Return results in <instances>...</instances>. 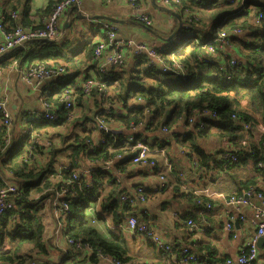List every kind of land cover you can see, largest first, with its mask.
Segmentation results:
<instances>
[{
  "label": "trees",
  "instance_id": "obj_1",
  "mask_svg": "<svg viewBox=\"0 0 264 264\" xmlns=\"http://www.w3.org/2000/svg\"><path fill=\"white\" fill-rule=\"evenodd\" d=\"M56 1L49 2L46 14ZM14 2L10 4L11 10L17 8ZM169 4L181 19L176 33L179 39L173 43L175 35L157 47L169 71L149 64L146 55L134 57L127 70L124 64L109 66L106 73L99 74V78L109 80L108 87L103 92L96 88L92 91L88 103L90 114L84 111L81 117L72 119L57 94L72 82L73 74L66 73L42 86L44 89L48 83L47 88L52 86L43 100L58 106L57 120L35 118L25 131H15L12 120L9 139L7 126L0 121V189L11 182L18 188L10 197L13 206L0 215V264H65L71 257H79L75 263L104 264L101 255L117 259L121 264H137L129 253L127 237L121 227L109 231L107 226L96 224L106 216L111 217L113 226L122 224L127 215L147 221L140 219L138 208H133L129 200H122L121 195L127 190L114 178L113 172V169L125 171L134 166L136 140L144 139L150 147L156 142L162 147L173 137L188 149L196 166L212 161L234 168L253 159L262 171L264 166L258 163H264V130L253 138L252 131L244 130L241 122H250L252 128L259 120L264 125V0H169ZM26 11L24 3L25 20L20 23L33 25ZM1 15L8 26L14 23L8 7L0 10ZM235 30L240 32L235 33ZM220 32L226 33V40L235 52L227 53L217 42H211ZM30 42L52 47L60 43ZM208 45L214 46L213 53L208 51ZM94 46L93 42L87 46L88 61L92 59ZM12 50H15L13 56ZM12 50L0 57L10 55L20 62L32 60L30 51L23 52L18 47ZM232 56L238 63L230 64ZM204 59L212 62H204ZM174 62L182 67L184 77L174 72ZM88 66L94 67V64ZM176 76L178 79L174 80ZM75 93L77 101L84 96L81 88ZM242 100L248 102L247 108ZM203 111L213 112L214 116H200L199 121L197 118L193 121L191 129L176 130L180 123L190 125L189 119ZM97 117L110 124L108 132L98 131ZM200 121L204 122L203 126ZM115 122L122 125L121 130L111 126ZM132 124L140 125L139 129L130 131ZM163 127L167 131L164 132ZM129 133L132 140L127 139ZM210 136L227 141L228 148L222 151L235 156V161L222 158L223 152L220 159L215 160L197 140ZM101 137L103 142L99 141ZM149 137L153 138L151 142ZM151 157L156 162L154 169L158 170L156 158ZM85 158L92 164H86ZM106 160L113 161L109 169L103 168ZM86 168H89L90 178L81 174L80 185L75 181L66 184L73 172ZM250 184V181H242L240 186L247 189ZM63 188L75 191L71 195H68L70 191L63 193L62 199L69 205L67 214L60 204L52 205L56 193ZM179 192L178 186H174L175 196H191L197 203L204 199L200 195H189L190 192ZM47 208L52 216V209L60 213L58 236L47 235ZM89 208L96 213L87 212ZM62 237L65 238L60 246L57 239ZM69 238L89 244L90 250L77 248L68 242ZM53 251L58 254L57 258L52 256Z\"/></svg>",
  "mask_w": 264,
  "mask_h": 264
},
{
  "label": "crops",
  "instance_id": "obj_2",
  "mask_svg": "<svg viewBox=\"0 0 264 264\" xmlns=\"http://www.w3.org/2000/svg\"><path fill=\"white\" fill-rule=\"evenodd\" d=\"M50 1L53 0H0V10L8 7L9 12L11 10L10 4L14 2L17 5L15 11L19 14L18 22L24 21L25 16L22 13V7L25 3L27 5V17L32 24H39L47 15L45 10ZM164 8L171 12L164 10ZM139 12L147 13L153 20L152 25L146 26L137 20L136 17ZM75 20L79 22L75 24ZM178 21L181 22L178 11L169 4V1L164 2V0H141L137 6L128 0H82L79 4L69 6L63 12L59 22L61 30L64 31V39L56 47L27 42L19 46L18 50L30 51L33 56L32 60L20 62L12 58L15 50L11 51V56L0 57V92L7 98V106L13 115L14 130L24 131L18 126L19 123L21 124L23 119L34 118L32 113L41 111L44 95L52 87L47 88L48 83L45 89L42 88L49 80L37 86L26 84L17 69L18 67L23 68L28 63L43 61L56 62L66 67L70 76L77 74L74 77L71 76L73 83L80 82L84 77L96 74V61L92 60L93 56L91 61L86 60L87 46L89 42L96 43L104 38L103 25L106 22H111L115 26L118 36L142 40L159 48L170 40L167 39L170 34L179 31V28L177 30ZM1 40L2 35L0 33ZM133 59L132 55H126L124 63V66L127 67L126 70L130 68L128 66H131ZM91 63L94 64V67L88 66ZM56 96L55 93L54 97ZM89 99L91 97L85 95L79 98L74 109H72L73 115L68 112L69 119L81 117L84 111L90 114L88 113L90 111ZM241 102L245 108L248 107L246 100ZM51 106L52 110L58 108L57 105ZM259 121L253 127L255 128L252 133L253 138H257L260 132L257 125L264 127ZM192 125L193 123L190 125L180 123L176 130L191 129ZM111 126L118 130L122 129V125L117 122ZM263 130L264 128L261 131ZM94 135H97V131ZM149 140L151 142L153 138L149 137ZM197 140L208 153L214 155L215 160L216 158L220 159L221 153L225 152L222 149L228 146L227 141H221L218 138L215 141L207 140V138ZM205 140L207 141L205 142ZM169 141L170 143L162 147L154 142L151 147V155L157 160L158 170L145 164H134L128 170L114 171L113 169V172L114 178L118 177L121 186L126 187L127 191L125 192H131L137 185L145 187L147 199L142 204L132 203V207L138 208L140 219L147 220L154 232L172 245L171 252L161 251L152 239L144 233L130 232L125 227L127 217L125 215L122 224L113 226L110 224L111 217L106 216L105 222H102L100 226H107L109 231L110 229L117 230L118 227L123 229L127 237L129 253L132 254L137 264H144V262L181 264L184 246H188L190 252L198 256V259L190 262V264H222L227 258H236L254 237L258 222L256 210H263L264 205L262 200L256 196L250 198V202L247 204L238 203L236 205L230 204L228 198L231 195H244L247 190H258L264 194V172L257 168L253 159H249L244 164L234 168H230L226 164L221 166L212 161H209V164L205 166H196L194 164L196 160L189 155L186 147L177 143L173 137H169ZM84 161L87 162L86 164H92L88 158H85ZM161 173L166 179L161 188L155 190L153 187L159 181L158 176ZM86 175L90 178L88 173ZM242 181H250L251 184L246 189L240 186ZM174 186H178L179 194L182 191L190 192L189 195H200L204 199L197 203L191 196H175L173 193ZM207 203H210V208L206 207ZM91 209L89 208L88 211L96 213L95 210L92 211ZM53 211L52 209V213ZM48 214L47 234L49 236L51 229L53 232L55 223L53 216L50 214L49 217ZM188 218L193 220L192 225L187 223ZM229 221L232 223L230 230L226 228ZM106 232L107 229L105 234ZM56 235L58 236V234ZM260 237L256 241L258 254L252 264H264V236ZM64 238L57 239L60 246H62ZM52 256L58 257L56 251H53ZM76 260H79V257H71L65 264H91L75 263Z\"/></svg>",
  "mask_w": 264,
  "mask_h": 264
},
{
  "label": "built area",
  "instance_id": "obj_3",
  "mask_svg": "<svg viewBox=\"0 0 264 264\" xmlns=\"http://www.w3.org/2000/svg\"><path fill=\"white\" fill-rule=\"evenodd\" d=\"M82 0H58L52 4L51 10L49 14L46 15L45 19L41 21V25H37L36 23L33 25L23 26L20 22H18L17 12L15 10H10L8 14H10L11 19L14 23L10 26L7 25V22L4 21V16L0 17V33L2 35V40L0 41V56L9 52L16 47H19L27 42L34 40H45L52 42H61L64 39V31L61 30L59 25L60 19L63 15V12L71 5L79 4ZM134 6H137L138 2L141 0H128ZM231 2V0H229ZM164 2H168V0H164ZM137 20L145 24L146 26H150L153 23L152 18L145 12H139ZM103 30L105 33V38L97 41L95 46L93 47V58L96 61V74H91L84 77L80 82L68 83L65 85V88L60 91L58 94V100L64 104L65 108L69 109L70 115H73L72 109H74V105L76 104V89L81 88L82 92L85 96H91L92 91L96 88L97 91L103 92L108 87L107 84L109 82L108 79L99 78V74L106 73L107 67L109 66H121L125 63L126 55H132V57H138L139 55H146L149 59L148 63L153 66H159L163 71H169L170 67L167 66L163 62V58L158 51V48L149 45L145 41L142 40H134L131 38H123L118 36L117 30L112 23H105L103 25ZM240 32V30H235V33ZM226 33L220 32L211 42H217V46L227 53H232V46L226 40ZM208 51L210 53L214 52V46L208 45ZM231 50V51H230ZM204 62H212L210 59H204ZM238 63L236 57L232 56L230 59V64ZM176 66V70L174 72L179 73L181 77H184L185 74L183 69L178 63L174 62ZM20 72L22 79L26 84L31 86H37L39 84L45 83L47 80H52L54 78H58L60 76H64L67 73L66 67L63 65H44L43 63H28L25 67L17 68ZM178 76V75H177ZM175 77L174 80H177L178 77ZM116 83V81H113ZM41 111H36L34 114V118H39L41 120H57L59 118V114L56 110H52V106L48 101L42 100L41 102ZM29 112V111H28ZM201 117H212L214 116L213 112L203 111L196 112L194 116L189 119V122L193 123V120L196 118L199 121ZM199 117V119H198ZM235 116H233L234 118ZM13 120V115L7 106V98L4 94L0 92V121L2 124L7 126V139L10 136L11 130V122ZM98 131L100 132H108L110 127L102 118L97 117ZM204 122L200 121V126H203ZM244 130L252 131V125L250 122L242 121L241 122ZM140 125L132 124L130 126V131H135L139 129ZM264 127L261 125H257L258 131H261ZM162 130L167 131L166 127H163ZM128 140H132V133L127 135ZM100 142H103V138L99 139ZM92 145V144H90ZM120 157V155H117ZM224 159H230L231 161H235V156H231L228 152H224L221 155ZM132 160L135 164H145L151 167H154L156 162L151 157V147L147 141L144 139L136 140L133 145V157ZM113 161L106 160L103 164V168H111ZM195 164V162H194ZM259 166L263 167V163L259 162ZM171 166V165H170ZM89 168L81 169L80 171L73 172L70 180H67L66 184L70 181H75L80 185V176L81 174L89 173ZM264 172V167L262 169ZM181 174V173H180ZM1 175V173H0ZM159 181L153 187L155 190H159L163 185L166 178L161 173L159 176ZM118 179V177H115ZM17 185L13 182L7 183L5 187L0 189V215L8 208L13 206V201H11L10 197L17 192ZM68 195L74 194L75 191L67 188H63V191H58L56 196L54 197L53 205L56 206L60 204L64 213H68L69 205L67 202H64L63 193L68 192ZM67 195V196H68ZM258 197L262 200V204L264 205V194L258 192V190H247L244 195H231L228 198V202L230 204H247L249 203V199L252 197ZM55 198L59 199L61 203L57 202ZM122 200H129L134 204H142L146 199V191L143 185H137L133 188L131 192H125L121 195ZM207 208H210V203L206 204ZM256 216L258 217V222L255 227V235L248 243V246L245 249H242L241 252L237 255L236 258H227L222 264H251L252 260L256 259L258 251L256 249V241L259 236H264V209L256 210ZM243 218V216H241ZM187 223L189 225L193 224V220L191 218L187 219ZM125 227L133 233H144L148 237L152 239L155 245L162 251L171 252V244L166 241L163 237L161 238L158 234L154 232V229L147 221H139L137 216L127 215L125 220ZM232 227L231 221L226 224V228L230 230ZM60 228V227H59ZM68 242H72L75 244L77 248L82 250H90L91 246L88 244H82L81 241H74L72 238L68 239ZM182 258L181 264H190V262L198 259V256L194 253L190 252L188 246H184L182 248ZM103 260H107V264H121L117 259H114L110 256H104ZM152 264V263H146Z\"/></svg>",
  "mask_w": 264,
  "mask_h": 264
},
{
  "label": "rangeland",
  "instance_id": "obj_4",
  "mask_svg": "<svg viewBox=\"0 0 264 264\" xmlns=\"http://www.w3.org/2000/svg\"><path fill=\"white\" fill-rule=\"evenodd\" d=\"M174 37V36H173ZM179 39V36L178 35H176V37L173 39V43L174 42H176L177 40ZM179 44V43H178ZM73 48V47H72ZM89 113V112H88ZM33 119H35V118H29L28 120H26V119H23V121H22V123L20 124L19 123V125L18 126H20V128L22 129V130H26L28 127H29V124L31 123V120H33ZM108 126H110V124H108ZM78 131H81L80 129L78 130ZM212 139V140H211ZM215 139H216V137L215 136H210V137H208L207 138V140H210V141H215ZM207 140H205V142L207 141ZM218 141V140H217ZM215 145H216V143H215ZM224 148V147H223ZM53 201L54 200H52V205H53ZM52 207V206H51ZM47 210H49L48 208H47ZM47 212V214L48 215H50V211H46ZM87 212H90V211H88L87 210ZM90 213H92V212H90ZM94 215V214H93ZM59 216H60V213H58L56 210H54L53 211V219H54V223H55V225L53 226V232H52V229H51V233H50V235L51 236H57L56 234H58L59 233V227H60V225L58 224V221H60V218H59ZM102 222H105V220L103 221V220H98L97 222H96V224H98V225H100ZM47 225H48V223H47ZM50 226H51V224H50ZM48 227H49V225L47 226V231H48ZM48 235V234H47ZM49 235V236H50ZM104 261V260H103ZM104 264H107V261H104Z\"/></svg>",
  "mask_w": 264,
  "mask_h": 264
},
{
  "label": "water",
  "instance_id": "obj_5",
  "mask_svg": "<svg viewBox=\"0 0 264 264\" xmlns=\"http://www.w3.org/2000/svg\"><path fill=\"white\" fill-rule=\"evenodd\" d=\"M164 10L170 11V10H168L167 8H164ZM170 12H171V11H170ZM80 17H82V16H80ZM75 22H76L75 24H77L79 21H76V20H75ZM180 24H181V22L178 21L177 30H178V28L180 27ZM177 30H176V31H177ZM174 35H176V32H175L174 34H170V35L167 37V39H171ZM45 40L47 41V39H45ZM45 40H42V41H45ZM261 237H262V236H261ZM261 237H260V238H261ZM260 238H259V239H260Z\"/></svg>",
  "mask_w": 264,
  "mask_h": 264
},
{
  "label": "bare ground",
  "instance_id": "obj_6",
  "mask_svg": "<svg viewBox=\"0 0 264 264\" xmlns=\"http://www.w3.org/2000/svg\"><path fill=\"white\" fill-rule=\"evenodd\" d=\"M169 1V0H168ZM106 23H111V22H106ZM255 128L252 129V133L255 131ZM35 140V139H34ZM63 190V189H62ZM250 202V201H249ZM67 242V241H66Z\"/></svg>",
  "mask_w": 264,
  "mask_h": 264
}]
</instances>
